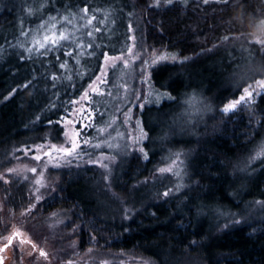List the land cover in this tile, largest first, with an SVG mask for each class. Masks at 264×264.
Returning <instances> with one entry per match:
<instances>
[{
	"label": "trees",
	"instance_id": "1",
	"mask_svg": "<svg viewBox=\"0 0 264 264\" xmlns=\"http://www.w3.org/2000/svg\"><path fill=\"white\" fill-rule=\"evenodd\" d=\"M162 1L156 6L154 0H0V175L25 161L27 152L64 142L63 126L101 73L105 54L124 55L134 39L142 51L177 57L149 69L152 90L174 99L163 95L156 102L135 104L138 75L131 78L128 101L113 111L102 95L93 98V123L82 132L90 143L47 172L52 187L40 193L43 201L18 179L1 194L12 213L34 207L30 221L50 239H62L66 257L76 239L77 212L104 227L140 221L143 232L181 217L188 232L200 229L208 240L264 225V154H258L264 147V125L229 157L216 148L229 123L223 117L225 106L264 79V45L257 43L264 40V0ZM92 4L113 10V25L96 22L99 29L112 26L109 38L99 36L97 44L85 45L89 50L82 56L72 43L45 55L28 51L50 21L82 19L81 9L91 10ZM132 107L135 122L148 134L137 142L124 127V115ZM113 125L117 131L111 137L106 130ZM208 158L223 160V197H209L213 176ZM63 197L73 206L67 208V223L59 226L49 221L45 206ZM142 249L160 264H207L227 255L216 249L191 254L166 236L144 240Z\"/></svg>",
	"mask_w": 264,
	"mask_h": 264
},
{
	"label": "rangeland",
	"instance_id": "2",
	"mask_svg": "<svg viewBox=\"0 0 264 264\" xmlns=\"http://www.w3.org/2000/svg\"><path fill=\"white\" fill-rule=\"evenodd\" d=\"M184 1L187 0H173V2ZM154 2L156 3V0ZM162 2L159 0V4ZM95 5L92 4L88 14L89 17L96 16L91 24L88 23V17L80 13L82 19H78L79 16L75 18L69 16L68 21L63 18L50 21L44 31H64L71 36V39L62 42V44L72 43L77 46L79 43L82 46L76 48L81 51L80 56L84 55L89 50L85 45L97 44L99 36L109 38L112 26H109V29H99L100 25L96 24L97 20H100L101 26L113 25V10L110 7L99 10ZM106 22L108 23L106 24ZM53 24L56 26L55 29L52 28ZM88 32H91L92 35L88 36ZM49 49L53 48L49 46ZM162 56H167V59H160ZM176 59V56L166 51L151 50L149 53L142 51L138 49L135 40L132 39L131 47L124 55L105 59L98 76L101 79H96L85 92L87 95L85 96L84 93L78 101L75 112L63 126L64 142L55 146L72 149V142L75 139L79 146L72 151L74 153L81 146L87 145L83 142L85 139H82V132H85L93 123V98L102 95V101L105 102L108 111L122 106L128 101L127 96L132 87L130 81L134 75L140 77L135 104L138 103L142 106L145 103L159 101L163 95L155 93L149 85V69L158 63L172 62ZM111 70V76L108 79ZM94 88L97 91H93ZM253 89L260 94L254 95L251 99L246 97L244 101L236 105L235 109L228 112L223 111V117L229 123L225 126L223 135L216 142V148L225 157L231 156L234 150L249 136L256 135L263 128L264 91L257 88L256 85L249 90ZM124 122L125 130L134 138H138L140 126L134 120L133 107L125 113ZM116 131L117 128L114 125L107 126L106 132L111 137ZM77 133H79L78 136ZM135 141L137 142V140ZM37 155L41 157L39 160L35 159ZM69 156L63 152L58 153L52 146L35 149L33 152L25 154V158H27L25 161H20L10 168L14 171L7 170L0 175L2 177L0 178V237H3L0 238V248L8 236L14 232L21 234L17 236L18 239L15 238L10 247L3 252L0 251L3 264H69V262L71 264H160L150 253L142 249V242L146 239L164 236L173 239L176 244L191 254L207 252L212 249L227 254L221 258H211L207 264H264V225L247 227L227 234L218 240H208L205 239L200 229L195 233L188 232L183 226L181 217L174 219L167 227L143 232L139 230L140 221H135L125 228L104 227L92 218H82L78 212L74 217L75 220L73 219V222L76 223V239L70 246V256L66 257L62 239L58 237L50 239L47 233L44 234L40 231L41 229L38 227L40 225L30 221V215L35 210L34 207L26 213L23 211L12 213L6 206L8 200L1 194H4L11 182L18 179L21 184L31 187L35 198L41 197L40 193L52 187L47 172L60 168ZM206 165L210 166L213 176L209 197H223L225 186L222 174L223 160L208 158ZM32 168H36L37 171L35 173L30 171ZM37 180L40 183H37ZM260 189L264 190V177ZM39 201H43L42 197ZM70 206H73L72 202L67 201L64 197L58 198L45 206V213L52 224L60 226L62 223H67L66 213ZM28 239H31L37 248L33 249L32 245L27 243ZM40 248L48 253L47 258L40 255Z\"/></svg>",
	"mask_w": 264,
	"mask_h": 264
},
{
	"label": "snow or ice",
	"instance_id": "3",
	"mask_svg": "<svg viewBox=\"0 0 264 264\" xmlns=\"http://www.w3.org/2000/svg\"><path fill=\"white\" fill-rule=\"evenodd\" d=\"M165 2L167 4H172L173 3V0H165ZM224 2L227 3V0H224ZM204 3H208V0H204ZM156 6H159V0H156ZM29 11H31V9H29ZM81 12L84 14V16L88 17V23L89 24H91V22L96 19V16L95 15H91L90 17L88 16V14H89V8H88V6H85L83 9H81ZM52 19H55V18L53 17ZM63 19L65 21H68V17L67 16L63 17ZM41 27L43 28V27H45V25L42 24ZM55 27H56L55 24H53L52 25V28L55 29ZM96 31H99V29H96ZM22 35H27V33L22 32ZM87 35L88 36H91L92 33L91 32H88ZM70 39H71V36L69 34H66L64 31H59V32H57V31L47 32L46 31L45 34H43L42 36H40V38H36L35 36L33 37L32 46L28 49V51L31 52L33 49H35L37 51L43 50L41 52V55H45L49 51V46H51L52 48L59 49L61 47L62 42L68 41ZM225 39H227V37ZM257 43H260V44L264 45V40H259V41H257ZM21 46L23 47V45H21ZM80 46H82V45L78 43L77 44V47H80ZM87 47L90 48V47H92V45L91 44H88ZM65 54L68 55V56H71L72 55V52L71 51H68ZM107 58L108 57L105 54V59H107ZM57 59H59V58H57ZM160 59H167V56H162V57H160ZM153 63H155V61H153ZM60 67L61 68H66V63H61L60 64ZM52 79L53 80L57 79V76L55 75V73L52 74ZM69 79H71V77H69ZM97 79L99 80V79H101V77H97ZM29 83H31V82H29ZM255 84H256L257 88H259L262 91H264V79L255 81ZM53 86H55V85H53ZM23 87L27 88L28 87V84L23 85ZM251 87L252 86L249 85V87L245 88L244 89V95H242L238 101H233L230 104L226 105L225 108L223 109V111L224 112H228V111H230L232 109H235L236 105L238 103H240L241 101H244L246 97L249 98V99H251L254 95H259L260 94L259 92H256L255 89H253V90L250 91L249 89ZM13 91H15V90H13ZM93 91H97V89L94 88ZM10 95H11V93H10ZM86 95H87V93H85V96ZM163 95H168V98L169 99H174L168 93H165ZM52 106L55 107V105H52ZM137 123H138V125H140V122L139 121ZM101 131H104V129H101ZM65 134H67V133H65ZM76 135L78 136L79 133H77ZM147 135L148 134H147L146 131H144L143 126L140 125V136L138 138H134V139L137 140V141H141L143 139H146L147 138ZM83 142L84 143H90L89 140H85ZM78 146H79L78 143L74 139L73 142H72V149H69V148H57L55 145H52V148L55 149L58 153L59 152H63V153H66V154L71 155L72 154V151L75 148H77ZM96 147H99V145H96ZM140 151L141 152H144L143 147L140 148ZM258 154H264V147L261 148L260 153H258ZM144 156L147 159V153L146 152H144ZM40 158L41 157L39 155H37L35 157L36 160H39ZM109 159H114V157H111ZM89 162L90 163H100V161H92V160H90ZM173 163H175V162H173ZM101 166H103L105 168L108 167L107 164H102ZM8 171L11 172V171H14V170L13 169H8ZM30 171H32V172L35 173L37 171V169L36 168H32V169H30ZM159 171L160 172L171 171V168H168V169H159ZM0 178H2V177H0ZM37 183H40V181L37 180ZM169 191L170 190L165 191L164 192V195L165 196L169 195ZM40 198H41L40 196H37L36 197L37 200H39ZM28 210H30V209H26V211H28ZM225 227H227V225H225ZM19 235H21L19 232H14L12 235L8 236L6 238V242L3 244V247L0 248V251H3V249L8 248L9 245H11L13 243V238L15 236H19ZM0 238H3V237H0ZM27 243L28 244H31L33 249L37 248V245L31 239H28L27 240ZM39 252H40V255L41 256H43L45 258L48 257V253L46 251H44L43 248H40L39 249ZM0 264H3L2 258H0ZM69 264H71V262H69Z\"/></svg>",
	"mask_w": 264,
	"mask_h": 264
},
{
	"label": "flooded vegetation",
	"instance_id": "4",
	"mask_svg": "<svg viewBox=\"0 0 264 264\" xmlns=\"http://www.w3.org/2000/svg\"><path fill=\"white\" fill-rule=\"evenodd\" d=\"M15 238L18 239V237L15 236V237L13 238V241L15 240ZM11 245H12V244H11ZM11 245H9V247H10ZM2 247H3V246H1V248H2ZM1 252H3V251H1ZM0 257H1V253H0Z\"/></svg>",
	"mask_w": 264,
	"mask_h": 264
},
{
	"label": "water",
	"instance_id": "5",
	"mask_svg": "<svg viewBox=\"0 0 264 264\" xmlns=\"http://www.w3.org/2000/svg\"><path fill=\"white\" fill-rule=\"evenodd\" d=\"M6 249H7V248H6ZM6 249H3V251L6 250ZM2 260H3V259H2Z\"/></svg>",
	"mask_w": 264,
	"mask_h": 264
}]
</instances>
